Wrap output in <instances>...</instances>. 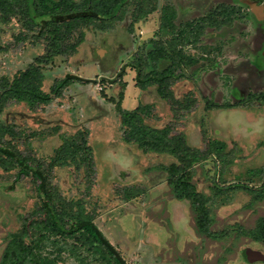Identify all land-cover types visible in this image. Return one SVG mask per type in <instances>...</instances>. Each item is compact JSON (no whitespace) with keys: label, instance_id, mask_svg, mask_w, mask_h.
I'll return each instance as SVG.
<instances>
[{"label":"rangeland","instance_id":"1","mask_svg":"<svg viewBox=\"0 0 264 264\" xmlns=\"http://www.w3.org/2000/svg\"><path fill=\"white\" fill-rule=\"evenodd\" d=\"M30 2L0 8V124L12 132L0 144L38 167L126 264H264V0H125L113 21L38 25ZM166 5L177 33L160 29ZM50 28L74 52L56 54ZM133 66L142 78L170 77L137 84ZM121 109L190 150L185 166L153 138L137 139ZM18 172L0 155V261L40 208L34 179ZM179 177L197 202L177 195Z\"/></svg>","mask_w":264,"mask_h":264},{"label":"trees","instance_id":"2","mask_svg":"<svg viewBox=\"0 0 264 264\" xmlns=\"http://www.w3.org/2000/svg\"><path fill=\"white\" fill-rule=\"evenodd\" d=\"M5 1L0 0V8L5 5ZM125 0H31L30 7H27V15H30L29 21L38 25L40 22H57L56 19H63L72 24L93 23L113 21L124 7ZM154 8L148 12L141 13L139 19L148 16ZM176 10L171 5L161 8L160 29L167 30L171 33H177L175 25ZM55 20V21H54ZM52 28V27H51ZM48 29L44 37L49 40L51 47L56 54L69 56L74 49L63 46L58 41L59 35L55 30ZM137 74V84L155 81L161 86L163 79L170 77V74H162L161 79H155L156 76H146L142 78L138 66H133ZM141 77V78H140ZM161 88V87H160ZM17 88H9V95L17 93ZM162 93L161 90H159ZM28 93V91H25ZM23 94V93H21ZM31 95V94H30ZM162 95V94H161ZM264 99L256 96V99ZM30 99H40L44 103L48 99L39 96ZM121 117L125 120L127 128L135 129V135L139 138H153L154 142H159V148L168 150L172 155L182 156L179 167L185 166L189 159L190 150L182 145L172 146L170 140H165L163 135L157 132L143 130V126L137 128L133 118L128 111H119ZM4 133H11L5 126L0 124V137ZM138 147L141 146L139 141H135ZM85 151L91 154V148L86 147ZM209 148L207 147V152ZM0 155L10 159L19 169V176L32 177L36 183V192L40 208L34 214L24 219L20 232L12 234L8 241L0 264H59L66 261V258H73L79 263H83L90 258V261H96L100 264H126L120 255V252L105 238L102 232L94 224L93 220L82 215H76L67 209L61 200H57L56 195L50 190L44 175L38 167L31 166L20 155L7 147L0 144ZM194 158H197L194 156ZM170 173V172H169ZM173 173V172H172ZM171 173V175H172ZM173 178V175L171 176ZM170 178V179H171ZM175 192L180 197L197 202L196 193L188 191L187 184L182 177L171 180ZM243 191H260L259 188H249L246 185L239 186ZM86 253L88 256H86Z\"/></svg>","mask_w":264,"mask_h":264},{"label":"flooded vegetation","instance_id":"3","mask_svg":"<svg viewBox=\"0 0 264 264\" xmlns=\"http://www.w3.org/2000/svg\"><path fill=\"white\" fill-rule=\"evenodd\" d=\"M253 258L254 257H252L250 253L249 254L247 252L245 253V259H246L247 263H251ZM260 260H263V259L260 258Z\"/></svg>","mask_w":264,"mask_h":264}]
</instances>
